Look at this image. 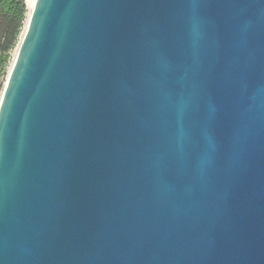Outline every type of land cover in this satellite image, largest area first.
<instances>
[{
	"label": "water",
	"instance_id": "1",
	"mask_svg": "<svg viewBox=\"0 0 264 264\" xmlns=\"http://www.w3.org/2000/svg\"><path fill=\"white\" fill-rule=\"evenodd\" d=\"M0 264H264V0H36Z\"/></svg>",
	"mask_w": 264,
	"mask_h": 264
},
{
	"label": "trees",
	"instance_id": "2",
	"mask_svg": "<svg viewBox=\"0 0 264 264\" xmlns=\"http://www.w3.org/2000/svg\"><path fill=\"white\" fill-rule=\"evenodd\" d=\"M27 20L24 0H0V68L18 42ZM0 80V96L4 87Z\"/></svg>",
	"mask_w": 264,
	"mask_h": 264
},
{
	"label": "rangeland",
	"instance_id": "3",
	"mask_svg": "<svg viewBox=\"0 0 264 264\" xmlns=\"http://www.w3.org/2000/svg\"><path fill=\"white\" fill-rule=\"evenodd\" d=\"M27 22H28V10H27V20H26L24 29L18 38V42H17L16 46L14 47V49L10 53H8V55L6 56V60H5L4 64L0 68V80H4V82H6V79H7L8 75L11 71L12 66H13V63H14V60L16 58L21 40H22L24 32H25Z\"/></svg>",
	"mask_w": 264,
	"mask_h": 264
},
{
	"label": "bare ground",
	"instance_id": "4",
	"mask_svg": "<svg viewBox=\"0 0 264 264\" xmlns=\"http://www.w3.org/2000/svg\"><path fill=\"white\" fill-rule=\"evenodd\" d=\"M24 1H25L26 9L28 10V20H29L31 14H32L33 8L35 6L36 0H24Z\"/></svg>",
	"mask_w": 264,
	"mask_h": 264
}]
</instances>
